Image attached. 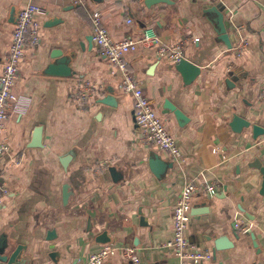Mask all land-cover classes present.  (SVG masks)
I'll use <instances>...</instances> for the list:
<instances>
[{
    "label": "crops",
    "instance_id": "obj_1",
    "mask_svg": "<svg viewBox=\"0 0 264 264\" xmlns=\"http://www.w3.org/2000/svg\"><path fill=\"white\" fill-rule=\"evenodd\" d=\"M27 1L0 0V75ZM82 1L33 0L42 9L39 43L25 49L17 110L1 138L8 152L0 156V242L24 247L16 264H83L105 244L133 248L138 257L132 262L119 251L105 264H180L165 245L180 190L194 182L217 189L214 196L192 198L186 236L211 256L197 264H264L262 175L254 166L264 167V134L253 139L250 129L234 133L229 127L235 114L264 128V0H169L150 8L144 0ZM215 7L231 48L216 33ZM93 11L114 40L137 38L151 27L160 45L180 49L200 67L185 85L175 63L158 57L156 47L127 56L181 151L178 162L142 143L132 98L118 89L119 76L91 39ZM53 19L58 21L48 25ZM55 51L70 59L71 76L46 74ZM79 93L87 94L82 103ZM109 93L115 106L98 103ZM165 100L184 113L185 124L163 108ZM36 128L41 145L31 147ZM51 230L56 236L47 240ZM102 233L109 243L98 242ZM222 237L231 247L215 251Z\"/></svg>",
    "mask_w": 264,
    "mask_h": 264
},
{
    "label": "built area",
    "instance_id": "obj_2",
    "mask_svg": "<svg viewBox=\"0 0 264 264\" xmlns=\"http://www.w3.org/2000/svg\"><path fill=\"white\" fill-rule=\"evenodd\" d=\"M70 1L76 6L83 5L82 0ZM41 13L42 9L33 4V0H28L18 12L13 26L9 51L0 75V156L8 152V147L1 138L11 111L17 110L18 97L15 93V85L18 80L19 64L24 57L25 49L39 43L37 18ZM125 22L130 25L132 19L128 18ZM90 24L92 41L120 78L118 89L132 98L134 120L140 130L142 143L156 151L167 153L172 160L178 162L182 157L181 151L130 70L127 56L136 52L139 47H156L158 57L177 63L182 59L181 50L176 47L160 45L159 36L151 27L143 29L137 38L126 37L116 41L103 25L101 14L97 11L90 13ZM86 97V93H79L76 100L82 103ZM260 97L264 103V89L261 91ZM262 143H264V138ZM216 190L214 186L194 182H185L180 190L179 197L172 209V235L165 245L177 257L180 264H197L211 258L208 252L189 242L186 229L190 221L193 196L197 193L214 196ZM119 251L127 260L138 261L133 248H119L113 244H105L97 252L90 254L83 264H105Z\"/></svg>",
    "mask_w": 264,
    "mask_h": 264
},
{
    "label": "water",
    "instance_id": "obj_3",
    "mask_svg": "<svg viewBox=\"0 0 264 264\" xmlns=\"http://www.w3.org/2000/svg\"><path fill=\"white\" fill-rule=\"evenodd\" d=\"M169 0H144V5L147 8L152 7L155 4L159 3H169ZM215 13V17L212 18V22L216 26V33L220 40L223 41L226 47L231 48V43L228 34L226 33V24L224 22L223 14L219 10L218 7L213 9ZM58 19H53L52 21L48 22V25H52L56 23ZM92 39V36H91ZM52 58L56 59V61L49 65L46 69V74L51 76H60V77H69L72 74V70L70 68V59L67 57H60V53L57 51L53 52L51 55ZM174 68L177 73H179L182 77V80L185 85H191L196 78L200 75L201 69L194 63L188 61L187 59L183 58L180 59L179 62L174 64ZM232 81L230 79H226L225 83L229 86L232 85ZM98 103L107 105V106H115V99L109 93L108 95H104V97L98 100ZM163 108L170 111L173 116L175 117L176 121L179 125H183L188 121V118L184 115V113L177 108L173 103L169 100H165L163 104ZM229 127L234 133H241L243 129H250L252 138L257 139L259 136L264 134V128L258 124H252L247 119L239 116L233 115L231 121L229 122ZM41 129L36 128L33 134V145L31 147H39L41 145ZM69 157H63L61 159V163L63 166H66L65 163L68 161ZM157 155H152L150 159V163L153 169L156 170L157 165ZM254 166L258 169L262 175V183L261 188L259 190L260 195L264 196V167L261 166L260 163L255 162ZM64 197L66 201V187H64ZM55 232L53 230L47 233V240H53L55 238ZM252 238L253 235H251ZM111 240L107 237V233H102L99 238L98 242L101 244L109 243ZM231 246H228L226 239L224 237L218 238L214 243V250H223L227 249ZM23 246H15L13 247L12 244L7 243L5 241L0 242V264H16L19 263L21 260V252L23 250Z\"/></svg>",
    "mask_w": 264,
    "mask_h": 264
}]
</instances>
